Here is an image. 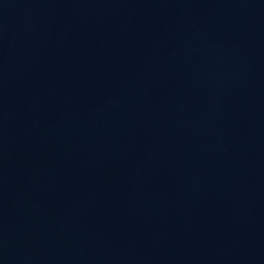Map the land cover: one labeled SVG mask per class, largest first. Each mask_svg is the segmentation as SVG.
Here are the masks:
<instances>
[{
    "label": "water",
    "instance_id": "95a60500",
    "mask_svg": "<svg viewBox=\"0 0 264 264\" xmlns=\"http://www.w3.org/2000/svg\"><path fill=\"white\" fill-rule=\"evenodd\" d=\"M0 264H264V0H0Z\"/></svg>",
    "mask_w": 264,
    "mask_h": 264
}]
</instances>
